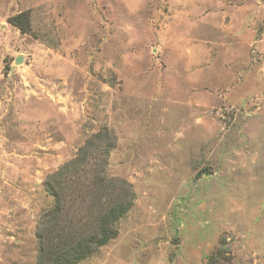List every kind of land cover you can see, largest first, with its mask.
Returning <instances> with one entry per match:
<instances>
[{"label": "rangeland", "instance_id": "1", "mask_svg": "<svg viewBox=\"0 0 264 264\" xmlns=\"http://www.w3.org/2000/svg\"><path fill=\"white\" fill-rule=\"evenodd\" d=\"M105 130L134 204L77 264H264V0H0V264Z\"/></svg>", "mask_w": 264, "mask_h": 264}, {"label": "trees", "instance_id": "2", "mask_svg": "<svg viewBox=\"0 0 264 264\" xmlns=\"http://www.w3.org/2000/svg\"><path fill=\"white\" fill-rule=\"evenodd\" d=\"M8 20L23 32L31 31L26 11ZM114 146L110 133L100 131L46 179L54 205L38 226L39 264H77L118 236L117 223L132 208L135 192L126 179L106 171Z\"/></svg>", "mask_w": 264, "mask_h": 264}, {"label": "water", "instance_id": "3", "mask_svg": "<svg viewBox=\"0 0 264 264\" xmlns=\"http://www.w3.org/2000/svg\"><path fill=\"white\" fill-rule=\"evenodd\" d=\"M16 61H17V63H20L22 61V59L18 58Z\"/></svg>", "mask_w": 264, "mask_h": 264}]
</instances>
